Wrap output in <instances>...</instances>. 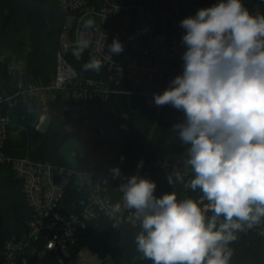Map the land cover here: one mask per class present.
Segmentation results:
<instances>
[{
	"label": "built area",
	"instance_id": "obj_1",
	"mask_svg": "<svg viewBox=\"0 0 264 264\" xmlns=\"http://www.w3.org/2000/svg\"><path fill=\"white\" fill-rule=\"evenodd\" d=\"M57 1L64 12V23L52 76L48 81L19 78L23 65L12 62V90L0 93V167H12L32 210L26 232L5 242L0 264H30L42 261L48 252L66 261L75 255L74 246L89 224L100 218L114 230H140L138 222L131 219V210L123 206L120 185L127 177L138 174L150 179L155 166L168 175L180 173L186 185L192 178L187 166L167 160L151 165L144 157L134 167L121 169L120 176L114 178L104 157L109 147L108 130L91 119L90 107L112 97L132 96L142 99L159 118L164 106H156L153 95L162 93L182 72L185 46L181 38L185 30L180 21L205 8V0ZM87 20L94 21L92 27H85ZM114 38L123 44L120 54L109 53L108 45ZM81 39L89 42L81 53L101 61L102 77H87L70 61ZM22 104L34 115L33 126L38 130L45 119L51 121V113L58 106L69 122L68 133L87 143L92 153L74 152L73 157L80 161L77 165L11 155L7 144L17 130L9 114ZM182 119L179 111L176 123ZM116 203L121 204V209L112 213ZM255 231L264 237L263 221Z\"/></svg>",
	"mask_w": 264,
	"mask_h": 264
},
{
	"label": "clouds",
	"instance_id": "obj_2",
	"mask_svg": "<svg viewBox=\"0 0 264 264\" xmlns=\"http://www.w3.org/2000/svg\"><path fill=\"white\" fill-rule=\"evenodd\" d=\"M93 24L87 20L85 27ZM180 27L182 72L153 100L183 113L172 129L187 146L186 186L201 197L157 196L155 181L137 174L120 185L123 206L139 224L137 251L153 264H229L237 233L264 221V15L250 14L242 0H216ZM88 43L78 40L74 54ZM108 49L124 50L115 38ZM101 67L92 58L84 70ZM111 171L120 176L119 168ZM173 176L183 181L178 172L169 174L170 185ZM120 209L116 203L112 213Z\"/></svg>",
	"mask_w": 264,
	"mask_h": 264
},
{
	"label": "trees",
	"instance_id": "obj_3",
	"mask_svg": "<svg viewBox=\"0 0 264 264\" xmlns=\"http://www.w3.org/2000/svg\"><path fill=\"white\" fill-rule=\"evenodd\" d=\"M243 1V0H242ZM216 0H205L208 7ZM264 0H248L250 14ZM261 15H264V11ZM64 23V12L57 0H0V93L12 90L15 79L9 72L12 62L23 65L19 78L48 81L55 69L56 53ZM92 57L86 53L70 56L78 71L87 77L100 78L99 72L85 71L84 65ZM17 77V78H18ZM91 119L104 125L109 133V147L105 160L113 168L130 169L139 158L144 157L153 165L159 160L185 167L186 148L172 129L179 111L164 106L159 118L142 99L132 96H116L90 107ZM14 129L19 130L8 140L7 150L16 157L49 159L55 164L67 165L62 156L63 147L73 138L66 130L69 123L58 106L51 113V122L45 131L34 128V115L23 104L9 114ZM123 157V159H121ZM180 174V173H179ZM181 175V174H180ZM168 172L153 166L150 179L155 181V195L175 192L177 199L192 198L199 202L201 192L186 186V179L170 185ZM211 212L207 213L211 216ZM32 210L27 204L22 182L10 166L0 167V258L5 242L19 237L27 229ZM264 222V221H263ZM140 230L123 227L114 230L104 218L89 224L87 231L74 246L75 255L87 248L105 260L108 257L128 264H153L142 257L136 249L135 237ZM232 251L229 264H264V237L259 236L255 226L237 233L229 244ZM60 256L48 252L42 261L30 264H65Z\"/></svg>",
	"mask_w": 264,
	"mask_h": 264
},
{
	"label": "rangeland",
	"instance_id": "obj_4",
	"mask_svg": "<svg viewBox=\"0 0 264 264\" xmlns=\"http://www.w3.org/2000/svg\"><path fill=\"white\" fill-rule=\"evenodd\" d=\"M242 2L244 6L247 8L248 0H243ZM263 11H264V4L257 5L255 6V10L253 11L252 15H261ZM16 65L18 66V64ZM49 120L50 119H45L44 122H41V124H39V128L42 131H45L48 128L51 122V121L49 122ZM13 125L15 126V124ZM17 132H19V130H17ZM74 152L78 154H86V155H90V153H92L91 147L87 143L83 142L82 140L78 138L70 139L66 143V145L63 147V150H62L63 158L68 163L77 165L78 163H80V161L79 159L73 157ZM83 262H87L91 264H128L124 261H116L111 257H108L107 259L102 260L100 259L98 255L92 253L87 248L80 250V252L77 253L76 255H73L72 258L67 259L65 264H82Z\"/></svg>",
	"mask_w": 264,
	"mask_h": 264
}]
</instances>
